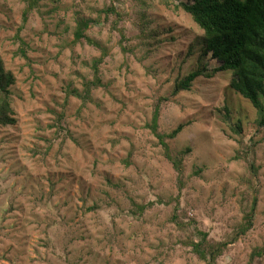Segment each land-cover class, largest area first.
<instances>
[{"label": "rangeland", "instance_id": "1", "mask_svg": "<svg viewBox=\"0 0 264 264\" xmlns=\"http://www.w3.org/2000/svg\"><path fill=\"white\" fill-rule=\"evenodd\" d=\"M37 1L24 20V1L0 0V58L16 79L17 120L0 127V264H205L185 245L201 241L196 229L224 243L253 214L216 261L250 264L264 251L263 115L230 87V72L207 77L219 67L211 60L191 91L172 95L203 66L198 45L189 56L202 30L173 8L185 0L116 2L133 15L120 25L126 54L111 18L75 42L78 21L97 19L109 0ZM143 12L163 45L141 44ZM103 52L101 86L84 103L73 93L94 80ZM156 110L159 134L183 127L166 149L151 128ZM187 150L179 175L167 155Z\"/></svg>", "mask_w": 264, "mask_h": 264}, {"label": "trees", "instance_id": "2", "mask_svg": "<svg viewBox=\"0 0 264 264\" xmlns=\"http://www.w3.org/2000/svg\"><path fill=\"white\" fill-rule=\"evenodd\" d=\"M27 4V11L24 20L27 19L28 13L37 7V0H22ZM109 5L95 20L81 19L77 23L74 33L75 42L89 41L86 38V32L91 27L100 24H107L110 21V30L116 31L120 36V46L126 54L127 42L125 32L120 25L127 18L132 19L133 15L126 17L115 7L119 0H109ZM186 1V2H185ZM174 9H182L188 14L195 24L202 30L203 34L196 40L195 46L191 49L189 56H192L196 45L200 47L199 61L203 66L197 71L184 79L178 80L175 85L173 96L182 91H191L196 80L208 72L207 60L217 62L219 67L212 72H208L207 77L211 78L216 73L230 72V87L240 96L246 99L252 106L260 111L263 115L261 126H264V0H185ZM168 8H172L171 0H160ZM140 6L145 4L137 0ZM135 26L143 39L141 44L148 38L153 39L152 44H148L151 49L164 44V40L159 37L164 32L150 31L147 32L149 22L146 13H139L135 16ZM147 42V41H146ZM147 45V46H148ZM107 53L103 52L102 58L94 65V80L84 83L82 94L73 93L75 97L80 98L84 103L90 100V95L94 89L101 86L99 66L104 62ZM16 84L13 73L6 70L5 65L0 58V127L6 128L15 126L17 120L11 103V88ZM223 114L224 109L218 111ZM159 110L155 112L153 124L151 126L153 133L159 139L162 147L167 148L165 140L167 138L175 139L183 127H179L168 136L158 133ZM242 131V128L238 127ZM190 153V150L181 152L176 158L167 155V158L173 163L176 171L181 175L183 173L182 160L183 156ZM254 211V210H253ZM134 214L144 212L143 207H137ZM253 214L246 216L245 221L239 226V232L235 234L236 238L224 243H210L208 234L196 229V233L201 237V241H190L185 244L191 247V252L205 264H216L219 257L227 250L228 246L234 243L238 237L245 235L253 227ZM173 222L179 226H187L178 221L174 216ZM195 225V223L191 224ZM188 225V226H191ZM264 252V251H263ZM262 251L255 252L252 255L251 263L256 258L263 255Z\"/></svg>", "mask_w": 264, "mask_h": 264}]
</instances>
